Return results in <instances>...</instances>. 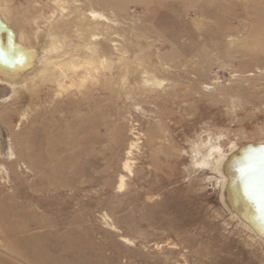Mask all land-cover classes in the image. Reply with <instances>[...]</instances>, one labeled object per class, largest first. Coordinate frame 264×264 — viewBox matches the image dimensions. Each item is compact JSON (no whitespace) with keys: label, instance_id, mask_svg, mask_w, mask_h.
Returning a JSON list of instances; mask_svg holds the SVG:
<instances>
[{"label":"rangeland","instance_id":"rangeland-1","mask_svg":"<svg viewBox=\"0 0 264 264\" xmlns=\"http://www.w3.org/2000/svg\"><path fill=\"white\" fill-rule=\"evenodd\" d=\"M65 1L8 0L41 30L75 11L64 50L106 62L0 86V264H264L192 153L264 146V0Z\"/></svg>","mask_w":264,"mask_h":264},{"label":"bare ground","instance_id":"bare-ground-1","mask_svg":"<svg viewBox=\"0 0 264 264\" xmlns=\"http://www.w3.org/2000/svg\"><path fill=\"white\" fill-rule=\"evenodd\" d=\"M51 2L61 10L65 9L67 3L65 0ZM72 12L75 11L69 12V15L60 14L57 21L44 20L46 27L41 30L36 24L38 15L34 12L25 7L12 8L8 0L0 1L1 87H6L11 94H15L28 81L37 77L42 86H54L59 89L64 86L62 80L71 79L72 74L78 78L83 73H89L92 67L96 71V62L105 65V59H95L98 56L96 45L82 44L84 51L79 48L72 52L64 50L67 33L71 32L73 26L72 31L76 27L75 19L71 20ZM18 15L19 18H15ZM87 17L93 27L100 26L102 30L105 29L103 22H107L108 18L102 13L90 10ZM13 22L26 28L16 30ZM11 27L16 32L10 31ZM15 33L18 34V40L13 43ZM42 33L45 38H50L49 42L40 39ZM93 37L97 38L95 34H91L89 39ZM217 139L213 142L203 141L193 150L194 164L218 174L220 188L227 186L224 193L227 207L236 217H240L245 222L246 229L264 244V183L261 178L264 176V146L247 148L231 142L228 150H224ZM8 153L12 154L10 147ZM124 168L130 170L127 162L124 163ZM123 186L121 178L119 187Z\"/></svg>","mask_w":264,"mask_h":264}]
</instances>
